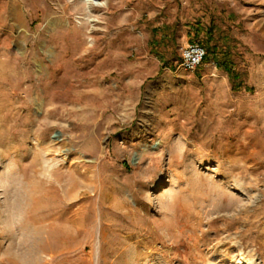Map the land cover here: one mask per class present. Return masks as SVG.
Masks as SVG:
<instances>
[{
	"label": "rangeland",
	"instance_id": "rangeland-1",
	"mask_svg": "<svg viewBox=\"0 0 264 264\" xmlns=\"http://www.w3.org/2000/svg\"><path fill=\"white\" fill-rule=\"evenodd\" d=\"M107 1L0 0V264H35L29 211L98 197L148 217L66 226L49 264H264V0ZM191 44L214 55L184 71Z\"/></svg>",
	"mask_w": 264,
	"mask_h": 264
},
{
	"label": "bare ground",
	"instance_id": "bare-ground-1",
	"mask_svg": "<svg viewBox=\"0 0 264 264\" xmlns=\"http://www.w3.org/2000/svg\"><path fill=\"white\" fill-rule=\"evenodd\" d=\"M80 5H83L86 11V15L90 14L96 9H103L105 6L109 8V1H99V0H78ZM86 24L88 20L85 21ZM96 41V39H95ZM95 44V43H94ZM93 44V45H94ZM93 48V46H92ZM248 118V117H247ZM246 122L249 120L245 119ZM241 161L246 162V159L242 156ZM44 175V174H42ZM44 184V183H42ZM54 188V187H53ZM86 199V198H85ZM95 199V198H94ZM98 205L96 208L93 206L88 207H78L75 210H70L69 208L54 212L52 209H41L36 208L28 212V217H36L44 213L45 218L35 221L32 229V233L29 236L22 238L15 244H12L9 248L15 253L26 257L35 264H49L54 260L55 255L59 253L60 246L54 243V237H69L67 233L66 226H78L77 233L87 228L89 236L94 232V227H90L93 224L94 218H99V240L100 244L105 241L106 231L108 229L122 230V221L129 223L130 225L134 223L139 226L143 219L148 217L147 212L143 216H137L135 210L130 209L129 204L126 201L113 202L110 207L101 206V200L97 198ZM54 200V197H51ZM92 200V199H91ZM54 202V201H53ZM93 202V201H92ZM70 212L68 218L63 219V216ZM56 217L54 218V215ZM135 218V219H134ZM54 220L57 221L59 227H52ZM80 220H84V224L78 225ZM141 228V226H139ZM112 230V231H114ZM141 230V229H140ZM92 239V237H90ZM47 257V258H46Z\"/></svg>",
	"mask_w": 264,
	"mask_h": 264
},
{
	"label": "built area",
	"instance_id": "built-area-1",
	"mask_svg": "<svg viewBox=\"0 0 264 264\" xmlns=\"http://www.w3.org/2000/svg\"><path fill=\"white\" fill-rule=\"evenodd\" d=\"M205 56V49L199 44L188 45L181 50L179 67L184 71H194Z\"/></svg>",
	"mask_w": 264,
	"mask_h": 264
},
{
	"label": "trees",
	"instance_id": "trees-1",
	"mask_svg": "<svg viewBox=\"0 0 264 264\" xmlns=\"http://www.w3.org/2000/svg\"><path fill=\"white\" fill-rule=\"evenodd\" d=\"M203 48L205 49V56L202 60V63H207L210 61L211 56L214 55V51H213V48H211L208 44L205 45V47H203ZM227 55H228L227 53H224V55H222V60L217 61V59H216L215 65L217 68L226 72L230 81H235L237 79V76L231 67V62H230L229 58L227 57Z\"/></svg>",
	"mask_w": 264,
	"mask_h": 264
},
{
	"label": "clouds",
	"instance_id": "clouds-1",
	"mask_svg": "<svg viewBox=\"0 0 264 264\" xmlns=\"http://www.w3.org/2000/svg\"><path fill=\"white\" fill-rule=\"evenodd\" d=\"M8 165H9V161L7 159L0 160V171L7 172L8 171ZM11 190H12L11 185L5 184V183H0V198H2L6 192H9ZM11 218L14 221H18L19 219H21L15 212H13L11 214Z\"/></svg>",
	"mask_w": 264,
	"mask_h": 264
}]
</instances>
